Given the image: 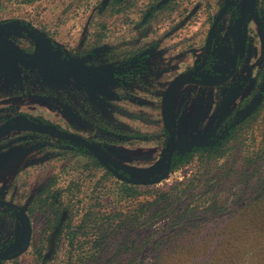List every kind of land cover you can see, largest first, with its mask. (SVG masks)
Returning a JSON list of instances; mask_svg holds the SVG:
<instances>
[{"label":"flooded vegetation","instance_id":"flooded-vegetation-1","mask_svg":"<svg viewBox=\"0 0 264 264\" xmlns=\"http://www.w3.org/2000/svg\"><path fill=\"white\" fill-rule=\"evenodd\" d=\"M139 1L142 4L138 7L135 13L137 16H134L133 20L125 9L133 8L132 0H116L112 3L113 7L119 5L111 9V13L118 14L115 17L118 18L120 25L118 30L120 31L113 35L107 34L108 40L112 42L123 35H126V39L129 40L131 38L140 39L137 44L130 45L131 50L128 54L115 51L117 50L115 48L112 49L115 55L108 58L105 56V49L95 46L87 51L82 49L66 51L55 44L50 35L45 34L44 37L38 38L39 44L42 45L45 40L49 46L45 45L44 50H39L38 68L26 67L24 62L12 63L11 49L0 36V92L6 89L9 97L7 99L10 100L7 108L0 111V127L33 124L22 115L44 120L51 125L49 127L51 129L47 130L54 134L57 132L75 134L96 145L104 154L102 158L115 172L122 170L130 177L129 170L131 169L126 168L123 161L112 153L116 149L123 148L124 144H143L154 150L168 146L166 165L173 146L172 155L180 150L188 152L195 147H205L212 141L217 143L227 134L228 129L233 126L232 122L227 121L236 119L237 113L252 101L258 85L254 81L236 107L228 113L230 105L249 86L246 77L241 72L246 56L253 52L249 48L251 40L248 25L260 9L259 0H254L253 8L252 0H245V6L243 5L242 9V0H237V2L229 0L228 7L212 32L208 45L209 32L225 0H219L213 12L211 11L213 0ZM14 25L9 29L6 27L12 34L11 40H15L30 57L34 54L35 45L25 36V33H21L19 36L22 37L17 38ZM17 25L26 29L25 22L20 21ZM29 29L31 27H28ZM76 57L86 58V62ZM58 63L64 67L69 66L68 68L74 71L75 75L83 78L80 87L74 81L69 82V89L73 90H70L67 95H70L72 99L71 107L75 113L76 123L85 124L87 130L94 132L96 130V134L87 137L77 130H62L58 126V119L50 121L42 113L32 112L40 108V106L33 105V102H36L33 99H39L44 104L46 100L44 93H48L39 70L53 71ZM14 65L20 68L18 73L14 71ZM177 73L180 74L177 75ZM90 77L92 81L89 80ZM178 78H190L191 81L176 82L168 94L166 116L167 124L175 137L173 140L163 122L161 102L165 90L173 80ZM183 83L187 84L181 85ZM184 86L191 87L187 96L188 101L182 103L184 108L182 107L181 110L171 111L172 95L176 90L181 93ZM95 87L102 90L101 94L98 93V98L111 99L108 101L109 104L116 102L120 107L119 112L124 116L127 114L124 109L125 102L134 104L138 115L145 117L143 120L140 117L138 122L135 119L138 116L134 114L131 116L137 125L139 123L136 130H125L121 123L114 119L115 110L111 109L109 104L106 105L110 110L101 111L103 118H96L99 102H93L91 94ZM198 88L218 90V95H220L217 119L209 131V142L206 141L207 143L199 136L186 141L178 134L173 123L174 115L181 116L183 111H189L190 100L193 99ZM31 91L34 93L31 94ZM138 94L141 95V101L136 97ZM62 95H65L62 91L54 94L56 97ZM228 98L230 99L226 104L223 118L219 122L221 105ZM153 99H156L155 103ZM50 102L51 105H53L52 102L55 103L53 99H50ZM56 102L59 103L57 100ZM33 125L43 127L40 124ZM76 126L79 125L76 124ZM224 127L226 131L220 136V131ZM61 140L64 139L33 129H0V264H27L24 261L26 258L22 257L28 255L29 251L30 255L35 257V263L39 258L42 263L46 259L42 247H44L47 235L52 234L51 224L56 221L54 216L57 214L56 210L60 203L58 199H55L53 203L50 199L46 200L48 197L45 186H49L50 197H56V195L53 196L56 189H53V184H56V181H52L56 177L52 176L34 187L33 183L29 182L28 175L32 174V169H42L41 164L37 167L34 164L42 163L45 158L49 157L62 159V153L65 155L66 151L74 150L75 153L70 155L69 162L81 157L78 154L79 151L95 158L88 150L80 148L81 143L73 140L62 145ZM110 173L113 175L111 171ZM133 179L136 178L133 177ZM71 202L76 203L75 198ZM24 248H26L25 251L17 254ZM15 254L17 255L12 257Z\"/></svg>","mask_w":264,"mask_h":264},{"label":"trees","instance_id":"trees-1","mask_svg":"<svg viewBox=\"0 0 264 264\" xmlns=\"http://www.w3.org/2000/svg\"><path fill=\"white\" fill-rule=\"evenodd\" d=\"M26 1L28 4L37 0ZM263 105L264 90L254 109L238 126L229 128L217 143L188 152L175 151L170 171L190 165L195 158L206 165L223 157L228 144L237 139L244 125ZM22 117L51 129L44 120ZM72 141L61 140L62 145ZM80 148L87 150L82 144ZM262 157L263 152L252 153L247 161L253 166L251 175L231 184L229 189L234 191L235 202L221 201L218 197L220 190L225 189L224 179L207 183L209 188L205 192V183L212 180L199 183L191 179L166 189H149L151 185L116 179L92 158L105 171L102 178L106 185L96 182L91 195L86 196L90 203L77 200L70 185L55 189L53 198L49 186H45L46 200L53 203L58 199L60 203L57 214L52 215L56 220L51 224L52 234L47 236L50 257L57 254L58 242L66 237L68 249L62 264H264V180L256 177V162ZM116 172L131 178L122 170ZM203 173H208L206 168ZM145 196L151 199L144 200ZM74 198L76 203L71 202ZM164 219L169 224L154 230Z\"/></svg>","mask_w":264,"mask_h":264},{"label":"rangeland","instance_id":"rangeland-1","mask_svg":"<svg viewBox=\"0 0 264 264\" xmlns=\"http://www.w3.org/2000/svg\"><path fill=\"white\" fill-rule=\"evenodd\" d=\"M25 2L27 1L0 0V36L1 39L4 40L7 44L8 48L11 49L10 57H12L13 59L12 63L16 64V62H24L26 67L31 66L34 68H38V52L39 50H44L45 45L49 46L48 42L45 40L42 45L39 44L38 38L44 37L45 33H38V31H36L32 27L28 30L23 28L22 26H16V24H18L19 22L15 21L17 23H15L14 29L16 31V35L18 36L17 38L22 37L19 36L21 35V33H25V36L30 39V41L35 45L34 54L29 57L28 54H25L23 48L15 42V40H11L12 34L9 30H7V28L9 29L12 25L10 24L9 26H6L7 21H11L12 19L16 18L19 20H24L35 26V28L37 29L48 31V33L53 36V33H58L59 29L61 28L60 21L62 17L66 21L62 22L63 26L61 32L65 33L68 30L73 29L74 34H77L79 32L77 31V29L82 26L81 24L85 21L86 16H91L92 14V12H90L92 10L90 8L85 9L83 7L84 5L81 7H77V5L75 4L77 0H40L33 4H26ZM212 2L213 3L211 11L213 12L214 7H217L216 5L219 3V0H213ZM235 2H237V0ZM245 2V0H242L241 3L243 4L241 5V9L243 8V5L245 6ZM64 4L65 9H63ZM259 4L260 9H258L254 20L250 23V25H248L250 29L251 40L249 48L253 52H250V54L246 56L244 68L241 72V74L246 77V82H248L249 86L241 93L239 92L240 94L230 105L228 113L230 110L236 107L237 103L240 101L242 96L246 94L247 90L250 89L254 81L258 85L254 92L255 94L252 98V101H250L248 105H246L241 111L237 113L236 119L233 118L232 121H227L232 122L233 126H238L239 121L243 119H238V115L241 114L245 108L249 107L255 100L261 98L262 90H264V0H259ZM115 15L118 14H113L112 17ZM110 20V25H115L110 29L111 35L119 33L118 28L120 29V25L118 18L113 17L110 18ZM70 32H72V30ZM68 67H64L62 64L58 63L56 66H54L53 71H42L41 69L39 70L40 77L42 78L43 82H45L47 86L45 89H47L46 92L48 93H44L46 97L44 104L40 102L39 99H33L36 100V102H33V105L40 106V108L32 112L42 113L45 118L50 121L58 119V126H60L62 130H77L84 136H92V134L97 133L96 130L95 132L87 130V126L85 124H82L80 122L76 123L77 121L75 113L71 107L72 99L70 98V95L67 94H69L70 90H73L69 89V82L74 81L79 84L78 87H80V82H83V78L77 74L75 75L74 71L70 70V68ZM19 69V66L17 68V66L14 65L15 72L18 73ZM73 69L75 70V68ZM178 74L180 73H177V75ZM89 80L92 81L91 77L89 78ZM186 84L187 83H183L181 85ZM73 86L75 87V85ZM183 88L184 89L181 93L178 92L179 90H176L172 95L170 103L171 111L173 109L175 112L179 111V109L181 110V108L183 107L182 103L187 100V96L191 91V87L184 86ZM60 91H62L65 95H62L61 97L54 96L56 92ZM101 91L102 90L95 87L94 92H91V94L93 95V102H99L97 106L98 111H96L98 113L96 117L97 119L98 117H100L99 119L103 118V114L101 111L106 112L107 110H110V108H108L106 104H109L108 101H110L111 99L104 100L98 98V93L101 94ZM217 91L205 88L196 89L193 99L190 100L191 103L189 102V111H183L181 116H173V123L177 128L178 134L180 136H183L186 141L192 140L194 136H199L201 140L204 139L205 142H209V131L216 121L218 114V101L220 95H218L219 93ZM51 92H53L52 95ZM113 92L115 93V91ZM33 93L34 92L31 91V94ZM50 99H53V101H55V103L52 102L53 105H51ZM56 100L59 103H57ZM211 101L213 102L211 103ZM95 105L96 104H94V106ZM109 105L111 106V109L115 110V112L113 113L114 119L117 122L121 123V126H123L125 130L134 131L136 130L135 128L139 126V123L137 125V122L133 121L131 117L133 116V114L135 116H138V118H135L137 121L140 117H142V120L143 118H145L143 115H138L136 107L133 106L134 104H132L131 102H125L124 104V109H126L127 111L126 116L119 112L118 108L120 107L118 104H116V102H113ZM76 124H78L79 126H76ZM225 127L221 129L220 136H222V134L226 131ZM202 128L204 129L201 130ZM263 139L264 105L246 123V125H244L237 139L231 141L228 144L226 153L223 157L218 158L217 160L208 161L206 162V165L201 164V162L197 158H195L190 165H186L180 167L177 170L171 171L165 180L155 185H151L149 189H166L172 186L174 183L184 182L191 179L197 180V182L199 183H204V180H212L205 183V187L203 189V192H205L208 190L207 187L209 188V184H212L217 179H224L222 185H224V188H227L228 191L225 189H219L220 194L218 197L221 201L225 199H227L226 201L228 202L234 201V191H230L229 188L231 187V184H234L235 182L239 183L244 176L251 175V169L253 168V166L248 165L247 161L251 159L252 153L256 151H258L259 154L263 152V157L256 162V166H258V173L256 174V177H261L264 180ZM73 143L78 145L75 142ZM214 143L212 141L208 143V145H212ZM123 146V148L116 149L112 151V153L118 159L123 161V165L126 166V168L128 167L131 169L129 171L132 178L134 177L136 179L149 180L152 177L160 176L164 173L168 146L166 148L158 147L155 150L153 148L151 149L149 147H146L143 144H124ZM111 149L113 150V148ZM66 152L67 153H64L65 155H63L62 153V159L49 157L45 158L42 163H33L34 165H36V167L41 164L40 166L42 169H32V171L30 170L32 174L28 175L29 182H32L33 186H37L42 181L48 180V178H52V176H55L56 179H52L53 182L56 181V184H53V189H58L60 187L70 185L72 187V192L77 194V200H81L83 204H88L90 202L88 201L89 198H87L86 196L91 195L93 186L96 184V182H100L102 183V185H106V182H104V179L102 178V175H105V171L96 166L95 161L92 159V157L84 152L79 151L78 154L81 157H77L76 160H73L71 162H69V158L70 155L75 154L74 150ZM204 168H206V170L208 171L206 175L205 173H203ZM111 180L112 179H110L109 181ZM141 190L146 191V188H141ZM200 193H202V190L200 191ZM65 196L63 197L64 199ZM149 199H151L150 196L144 197V200ZM75 224L76 221L74 220L72 225L74 226ZM164 224H169L167 219L160 221L153 228L154 230H159ZM63 234H66V232H64ZM57 247V254L55 256H51V258L48 251V239H45L42 251L46 256V259L43 261V263L41 258H39L38 260L36 259L37 262L35 263V257L30 255V251L28 255L22 257L26 259L22 260H24L27 264H62L66 256V251L68 249V240L66 239V237H63V240L58 242ZM36 249L37 248H35V250Z\"/></svg>","mask_w":264,"mask_h":264},{"label":"crops","instance_id":"crops-1","mask_svg":"<svg viewBox=\"0 0 264 264\" xmlns=\"http://www.w3.org/2000/svg\"><path fill=\"white\" fill-rule=\"evenodd\" d=\"M40 0H37L35 2H38ZM116 0H112L109 2V0H89V1H79L75 3L77 7L83 6L85 9L90 8L92 11L91 16H86L85 21L81 24L82 26L77 29L79 31L77 34H74V30L70 29L65 33L61 32L62 29V22H65L66 20L62 17L61 18V28L59 29L58 33H53V36L48 33V31H45L43 29H37L35 26L30 24L29 22H26L24 20H19V19H12L11 21H7L6 26H9L10 24L13 25L17 22L15 21H22L25 22V27L28 29V27L34 28L38 33H45L47 35H50L59 47L64 48L66 51H73V50H78L82 49L87 51L90 48H102L106 50V57L110 58L111 55H115L112 49H117L115 51H120V53H129L130 45H135L137 44L140 39L139 38H131V40L126 39V35H123L122 37L118 39H114L112 42L111 40H108L106 37L107 34L110 33V29L114 27L115 25H110V18L112 17L113 13H111V9L114 7H117L119 5H115L114 7L112 6V3H114ZM33 2V3H35ZM28 3V4H33ZM133 3V5H132ZM136 3V4H135ZM90 4V5H89ZM142 4L139 0L135 2V0H132L131 6L133 8H125L126 11L129 13V17H132V20L134 16H137L135 13L138 11V7ZM62 7V6H61ZM63 9H65V4L63 5ZM129 10V11H128ZM89 12V11H88ZM89 12V13H90ZM87 13V11H86ZM88 13V14H89ZM80 22V21H79ZM135 23V22H134ZM72 30V32H70ZM120 31V30H119ZM125 33V32H124ZM123 33V34H124ZM66 34V35H65ZM69 34V35H67ZM44 35V34H43ZM106 37V38H105ZM77 59L81 60L82 62H86V58H79L76 57ZM140 101L142 100L141 95L138 94L136 96ZM9 98L8 93H6V89L0 92V111L3 110V108H7L9 105ZM156 99H153V102L155 103ZM155 112L153 111V114Z\"/></svg>","mask_w":264,"mask_h":264},{"label":"water","instance_id":"water-1","mask_svg":"<svg viewBox=\"0 0 264 264\" xmlns=\"http://www.w3.org/2000/svg\"><path fill=\"white\" fill-rule=\"evenodd\" d=\"M228 4H229V0H225L224 6L222 7V9L220 10V12L218 13L217 17L215 18V20L213 22V25L211 27V30L209 32V35H208L207 45H208V42H209V40L211 38L212 32L214 31V29H215L217 23L219 22L221 16L226 11V9L228 7ZM253 7H254V0H252V8ZM178 81H191V79L190 78H178V79L173 80L170 83V85L168 86V88L165 90V92L163 94V97H162V102H161V113H162L163 122H164V125H165L167 131L169 132V134L171 135V137H172L173 140L175 139V137H174L173 132L171 131L170 127L167 124L166 107H167L168 94H169V92H170L173 84H175ZM229 99L230 98H228L227 100H225L222 103V105H221L219 122L223 118L224 110H225L226 104L229 101ZM257 102H258V99L255 100L249 107L245 108L243 110V112L238 115V119H242V118L246 117L254 109V107L256 106ZM0 129H13V130L33 129V130H36L38 132L45 133V134H48L50 136H54V137L59 138V139L69 138L71 140L77 141V142L81 143L89 151V153L92 154L93 157H95L98 160V162L100 164H102L109 171H111L114 176H116L118 179L123 180V181H126L128 183L138 184V185H145V186L154 185V184H157V183L165 180L168 177L169 172H170V157H171L172 152L174 150V146L171 148L170 153L168 155L167 163L165 165V171H164V174L163 175L157 176V177H154V178H151L149 180H137V179H133V178H123L121 176H118L116 174V172L111 168V166L102 158L103 155H104L103 152H102V150L99 149L96 145H94L92 143H89L87 140H85L84 138H82V137H80L78 135L71 134V133H64V132L63 133L57 132V133L54 134L53 132H50V131H48L47 129H45L43 127L36 126V125H33V124H22V125H16V126L5 125V126H1ZM29 236H30V233L28 235V241H29ZM28 241H27V245H28ZM25 249L26 248L20 250L19 252H17V254L25 251ZM17 254L13 255L12 257H15Z\"/></svg>","mask_w":264,"mask_h":264}]
</instances>
